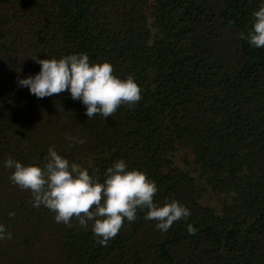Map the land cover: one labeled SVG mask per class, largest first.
Wrapping results in <instances>:
<instances>
[{
  "label": "trees",
  "instance_id": "obj_1",
  "mask_svg": "<svg viewBox=\"0 0 264 264\" xmlns=\"http://www.w3.org/2000/svg\"><path fill=\"white\" fill-rule=\"evenodd\" d=\"M261 3L0 0V224L12 233L0 240V264H264V48L239 38ZM33 53L109 62L142 98L106 120L88 119L67 91L37 98L17 84L39 72ZM69 135L85 142L70 147ZM49 147L90 174L91 163L101 181L123 159L155 182L156 204L174 199L191 215L161 232L138 210L103 247L91 222H55L10 181L7 158L42 166ZM178 149L212 190L231 195L221 213L199 201L196 179L174 162Z\"/></svg>",
  "mask_w": 264,
  "mask_h": 264
},
{
  "label": "clouds",
  "instance_id": "obj_2",
  "mask_svg": "<svg viewBox=\"0 0 264 264\" xmlns=\"http://www.w3.org/2000/svg\"><path fill=\"white\" fill-rule=\"evenodd\" d=\"M232 23V22H230ZM253 48H264V3L252 13L251 28L239 33ZM29 58L40 65L35 75L18 78L20 87H27L30 94L43 99L65 91L71 99L86 106L88 119L96 115L105 120L113 116L123 105L132 108L141 100V88L133 76L125 79L113 74L109 62L91 63L85 53L70 54L57 58H39L33 53ZM20 69L17 71L19 72ZM62 108V107H61ZM72 144H83L80 138L66 136ZM4 165L13 171L10 181L31 193L34 208L44 206L54 213V220L72 227L75 218L80 228L91 230L97 243L107 247L120 232L125 220L136 221L138 210H147L145 220L156 221L155 227L167 232L171 226L191 215L190 210L177 200L154 202L158 188L146 173L129 169L123 160L115 161L104 172L103 181L99 169L89 163V170L79 163L70 162L49 147L43 165H24L9 157ZM14 217V212L8 213ZM189 234L196 229L189 224ZM12 233L0 224V240L11 239Z\"/></svg>",
  "mask_w": 264,
  "mask_h": 264
},
{
  "label": "rangeland",
  "instance_id": "obj_3",
  "mask_svg": "<svg viewBox=\"0 0 264 264\" xmlns=\"http://www.w3.org/2000/svg\"><path fill=\"white\" fill-rule=\"evenodd\" d=\"M174 162L182 168H186L196 179L200 190L199 201L204 205H209L216 212L221 213L223 205L231 199V195L225 192L212 190L203 176L200 165L195 162L193 156L185 153V150L178 149L174 153Z\"/></svg>",
  "mask_w": 264,
  "mask_h": 264
}]
</instances>
